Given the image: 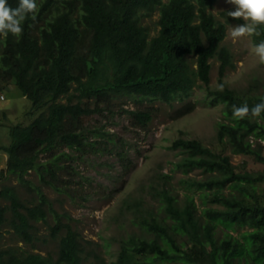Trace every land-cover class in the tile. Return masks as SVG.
Listing matches in <instances>:
<instances>
[{
  "label": "trees",
  "instance_id": "16d2710c",
  "mask_svg": "<svg viewBox=\"0 0 264 264\" xmlns=\"http://www.w3.org/2000/svg\"><path fill=\"white\" fill-rule=\"evenodd\" d=\"M218 1L36 0V20L29 14L20 36H0V90L13 83L32 104L30 122L10 127L12 143L2 148L8 161L0 181L11 174L34 195L27 201L17 189L0 187V264H82L88 258L98 264H264V171H238L230 156L199 140L181 138L173 143L172 149L186 154L177 169L185 174L201 170L205 180L184 183L202 191L204 203L220 208L198 213L189 194L181 201L167 184L154 188L156 211L142 213L139 203L133 204L138 220L133 225L142 235L122 240L117 259L110 263L92 243L84 242L71 222H64L41 187L27 178L35 170L39 182L56 187L59 150L81 153L98 146V151L107 152L108 143H114L101 129L91 132L99 141L87 142L83 119L111 112L113 102L122 98L138 104H171L187 98L198 81L209 88L215 59L221 63L223 88L212 96L223 104L225 118L218 124V141L264 165V113L233 117V106L251 108L264 101V94H255L258 88L252 86L239 94L222 81L234 68L232 53L223 46L227 24L246 22L227 12L221 13L225 23L217 19L211 9ZM18 2L8 0L12 8ZM155 13L159 30L151 36L144 20ZM252 38L255 46L264 42V25L257 26ZM192 110L187 104L177 115ZM152 111L137 108L126 113L135 125L146 128ZM117 154L121 160L127 155L123 149ZM42 155L49 163L39 162ZM124 207L131 210L128 201ZM39 222L48 226L56 254L2 244L8 228L19 242L34 248L41 239ZM218 228L224 231L223 238L217 236ZM242 229L239 236L230 233Z\"/></svg>",
  "mask_w": 264,
  "mask_h": 264
},
{
  "label": "rangeland",
  "instance_id": "374dc122",
  "mask_svg": "<svg viewBox=\"0 0 264 264\" xmlns=\"http://www.w3.org/2000/svg\"><path fill=\"white\" fill-rule=\"evenodd\" d=\"M234 10V6L226 3V0H219L211 12L225 23L221 13ZM158 20V13L144 20V25L150 28L151 36L158 33ZM235 25L239 24H227V36L223 43L232 53L234 68L226 71L222 81L239 94L247 93L251 86L258 88L255 94H264V64L259 62L254 53L252 34L233 40L229 33ZM189 60L196 68L195 59L190 57ZM211 64L209 88L198 81L187 98L171 104L160 101L138 104L132 99L122 98L113 102L111 112L83 119L84 130L89 137L87 142L99 141L100 138L92 137L91 132L101 129L109 134L114 143H108L104 149L107 152L98 151V146L94 149L87 147L81 153L69 149L59 150L61 161L60 168H57L56 187L39 182L35 170L29 172L27 178L41 187L53 208L63 216L64 222H71L84 242L92 243V247L107 263L117 259L122 240L142 235L140 227L133 225V220L138 221L133 213V204L138 202L142 213L147 210L156 211L158 197L154 188L161 189L167 184L181 201L189 194L198 213L208 207L220 208L207 205L202 191L188 189L185 185L184 181L188 179L203 181L207 176L199 169L189 170L186 174L177 169V164L186 154L172 149L176 140H199L213 151L230 156L238 171H264L263 164L256 163L252 157L233 152L218 141V124L225 121L224 106L212 96V92L223 88L219 77L221 63L215 59ZM187 104H191L193 110L184 116L177 115ZM31 105L30 100L13 83L0 90V175L7 170L8 154L2 148L12 143L10 127L30 122L31 116H28ZM137 108L153 110L152 121L146 128L135 125L126 113L127 110ZM122 149L127 153L123 160L117 154ZM63 153L68 156H63ZM39 162L49 163V159L42 155ZM166 176L169 178L166 179ZM2 186L17 189L23 200L30 201L34 197L32 193L25 192L11 174H6L0 181ZM125 201L131 204V210L124 207ZM47 221L48 225L52 224L51 215L47 216ZM37 227L41 239L35 243L34 248L19 242L8 228L3 231L1 242L3 245L19 246L40 254H46L47 251L56 254L57 243L52 242L48 226L39 222ZM244 231L242 229L230 233L239 236ZM217 236L224 237L221 228H218ZM82 264L98 263L96 259L88 258Z\"/></svg>",
  "mask_w": 264,
  "mask_h": 264
},
{
  "label": "clouds",
  "instance_id": "9594fccd",
  "mask_svg": "<svg viewBox=\"0 0 264 264\" xmlns=\"http://www.w3.org/2000/svg\"><path fill=\"white\" fill-rule=\"evenodd\" d=\"M226 3L234 6V11H228L227 15L233 19H243L246 23L232 27L229 35L237 40L245 35L256 32L257 26L264 25V0H226ZM36 0H19L18 6L12 8L8 0H0V36L7 37L10 33L20 36L23 32L21 24L29 18L36 20ZM254 53L259 62L264 64V42L254 47ZM264 113V101L249 108L247 104L242 107L233 106V117L244 119L249 114L259 117Z\"/></svg>",
  "mask_w": 264,
  "mask_h": 264
}]
</instances>
